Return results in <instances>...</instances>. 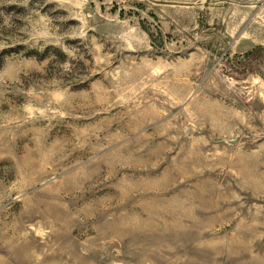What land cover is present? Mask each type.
Instances as JSON below:
<instances>
[{"label":"rangeland","instance_id":"374dc122","mask_svg":"<svg viewBox=\"0 0 264 264\" xmlns=\"http://www.w3.org/2000/svg\"><path fill=\"white\" fill-rule=\"evenodd\" d=\"M0 264H264V0H0Z\"/></svg>","mask_w":264,"mask_h":264}]
</instances>
